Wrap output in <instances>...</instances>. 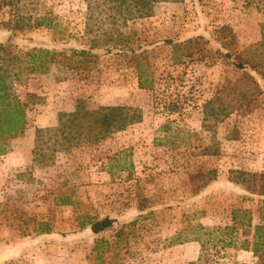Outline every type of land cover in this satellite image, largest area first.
I'll list each match as a JSON object with an SVG mask.
<instances>
[{
    "label": "rangeland",
    "instance_id": "obj_1",
    "mask_svg": "<svg viewBox=\"0 0 264 264\" xmlns=\"http://www.w3.org/2000/svg\"><path fill=\"white\" fill-rule=\"evenodd\" d=\"M9 1L0 67L37 103L0 146V264H264L249 251L264 226V47L260 71L235 67L264 41V0H153L142 16L109 0ZM14 12L50 28L13 30ZM110 108L123 130L102 127ZM233 210L248 212L241 226Z\"/></svg>",
    "mask_w": 264,
    "mask_h": 264
},
{
    "label": "trees",
    "instance_id": "obj_2",
    "mask_svg": "<svg viewBox=\"0 0 264 264\" xmlns=\"http://www.w3.org/2000/svg\"><path fill=\"white\" fill-rule=\"evenodd\" d=\"M8 0H0V6L7 2ZM153 0H109V3L113 5V7H122L124 6V10L128 11L129 5L133 4L135 7V11L138 13V16L147 15L150 12L151 2ZM13 16L15 20L13 21V30H21L27 27L28 29L37 28V27H44L50 28V20L46 17H40L39 19L35 20L33 23H30V18L26 19L25 15H21L19 13L14 12ZM7 27L9 23L6 24ZM170 44V41H167ZM264 47V41L258 43L250 47V49L244 51L240 57L239 61L235 64V67L238 70L244 71L246 66L252 71H260L262 62L257 60V57L252 53H256L260 50V48ZM6 46L0 44V50L6 51ZM181 49V45H174L173 50L176 53L178 50ZM252 50V51H251ZM50 52L48 50H37L35 54L32 55V59L37 57L40 61V73L47 72V65L46 59L49 60L51 57L48 58ZM37 54V55H36ZM40 54V55H38ZM86 54L85 51H80L79 55L84 56ZM176 63H181V60L175 58ZM33 63H35L33 61ZM13 75L14 77L17 76V73L10 74L9 70L6 68L0 67V146L3 145V141L9 137H14L20 135L24 132L27 125V118H26V110L29 105H34L37 102L34 100V96L26 95L25 98H20L12 89V86L8 79L10 76ZM243 79L245 80V84L242 87V90L239 91V94L243 98H249L248 102H251V96H254L256 92H259V86L257 81L250 76L249 74H243ZM140 79V78H139ZM245 86H248L246 88ZM139 87L141 89L145 88L144 82L139 80ZM127 123V117L122 113L120 108H110L101 116V125L104 128L113 127L116 131L123 130ZM2 150L0 151V153ZM64 204H69V202H64ZM248 212L240 211V210H233V225L241 226L243 222L241 220L246 219V215ZM241 217V218H240ZM249 221V218H248ZM115 220L105 217L103 219H94L89 220L87 226L89 227L90 231L98 235L101 232L112 228ZM250 224V222H249ZM39 232L42 234H48L50 232V226L47 223H41L38 225ZM229 230H233V228H228ZM262 233H264V226H254L253 228V235H252V242L249 248V251L253 253L255 257L261 259L262 250H264V243H262ZM248 249V247H246Z\"/></svg>",
    "mask_w": 264,
    "mask_h": 264
},
{
    "label": "water",
    "instance_id": "obj_3",
    "mask_svg": "<svg viewBox=\"0 0 264 264\" xmlns=\"http://www.w3.org/2000/svg\"><path fill=\"white\" fill-rule=\"evenodd\" d=\"M10 33H0V44L7 42L10 38Z\"/></svg>",
    "mask_w": 264,
    "mask_h": 264
}]
</instances>
